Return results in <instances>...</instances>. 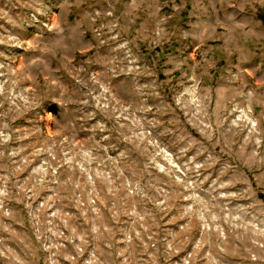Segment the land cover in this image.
<instances>
[{
	"label": "rangeland",
	"instance_id": "obj_1",
	"mask_svg": "<svg viewBox=\"0 0 264 264\" xmlns=\"http://www.w3.org/2000/svg\"><path fill=\"white\" fill-rule=\"evenodd\" d=\"M261 18L0 0V264H264Z\"/></svg>",
	"mask_w": 264,
	"mask_h": 264
},
{
	"label": "trees",
	"instance_id": "obj_2",
	"mask_svg": "<svg viewBox=\"0 0 264 264\" xmlns=\"http://www.w3.org/2000/svg\"><path fill=\"white\" fill-rule=\"evenodd\" d=\"M261 21H262V26L264 27V18H261ZM49 111H51L52 113H55V110L52 108V107H48Z\"/></svg>",
	"mask_w": 264,
	"mask_h": 264
}]
</instances>
